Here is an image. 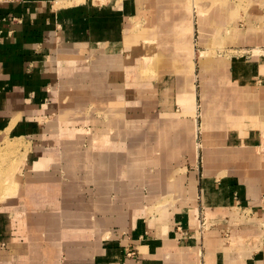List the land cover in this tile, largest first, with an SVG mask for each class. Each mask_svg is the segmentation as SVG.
<instances>
[{
    "label": "crops",
    "instance_id": "obj_1",
    "mask_svg": "<svg viewBox=\"0 0 264 264\" xmlns=\"http://www.w3.org/2000/svg\"><path fill=\"white\" fill-rule=\"evenodd\" d=\"M54 3L0 4V135L36 144L18 195L6 205L9 209H0V264H264V245L252 240L257 228L253 218L258 220L263 208L257 180L244 177L237 167L214 180L210 173L232 164L209 155L208 169L202 165L207 174L203 179L192 172L184 179L179 174L181 141H187L188 152L194 150L188 118L161 115L149 120L156 143L145 150V164L138 167L129 162L135 156L130 149L127 164L120 167L116 147L79 150L76 156L77 150L66 143L65 159L60 150L38 144L47 135L44 111L61 91L55 88L64 66L60 62L75 60L66 55L86 50L94 54L96 66L107 58L117 60L124 40L130 39L129 23L142 9L139 0L99 6L84 1L62 8ZM174 60L181 62L179 68L172 64L161 72L159 100L145 106L166 113L174 101L192 102V86L184 77L191 71L190 60L180 55ZM241 64L247 68L237 72L238 79L264 77L261 66L251 72L249 60ZM166 75L175 77L170 89ZM183 78L189 91L180 85ZM95 124L99 128L103 123ZM167 124L174 125L172 133L163 131ZM70 135L66 133L67 142ZM16 188L17 183L15 193ZM140 190L146 193L140 195ZM195 196L201 197L199 207ZM161 197H172L174 205L148 214ZM198 215L208 221L207 228L195 226Z\"/></svg>",
    "mask_w": 264,
    "mask_h": 264
},
{
    "label": "rangeland",
    "instance_id": "obj_2",
    "mask_svg": "<svg viewBox=\"0 0 264 264\" xmlns=\"http://www.w3.org/2000/svg\"><path fill=\"white\" fill-rule=\"evenodd\" d=\"M84 1L99 6L122 0H55L54 6L68 7ZM139 1L141 12L129 23L130 35H125L130 39L124 40L117 60L107 58L96 66L94 54L86 50L74 56L66 55L75 60L66 58L65 62H60L64 66L55 78V88L61 91L55 103L49 102L52 107L48 105L44 111L48 117L43 125L47 135L42 136L38 144L60 150L64 158L66 143L77 150L76 156L79 150L116 147L120 167L127 164L125 154L130 149L135 151V156L130 157L129 162L138 167L145 164V150L156 143L153 140L155 126L148 124L149 120L161 115L188 118L191 126L196 122L199 128L195 141L204 142L203 149L217 160L231 161L227 162V165L232 164L230 168L220 167L219 171L210 173L213 179L229 174L230 170L234 172V167L239 168L244 177L257 180L254 183L259 188L264 208V148L261 149L264 145V77L237 78V72H245L247 68L241 64L245 60L250 61L251 72L258 65L260 70L264 69V0ZM179 55L191 61V71L184 77L192 86L193 103L174 101L173 108L166 113L158 107L145 106L159 100L158 80L165 75L161 72L172 64L179 68L180 62L174 60ZM165 80L168 89L172 88L175 77L166 75ZM186 83L185 80L184 85ZM117 104L119 107L115 106ZM99 121L103 124L98 128L95 122ZM173 129L174 125L167 124L163 131L172 133ZM66 133L72 134V141H66ZM44 137L47 139L43 140ZM181 142L184 150L177 159L182 166L179 174L184 179L192 172L203 179L207 175L201 163L203 151L195 158L192 139V152L186 149L185 139ZM35 145L29 139L0 135V178L6 179L7 186L0 191V209H9L6 205L18 195V186L25 180L22 171L33 160L30 152ZM154 159L148 157V160ZM6 167L9 169L2 173ZM145 193L146 190L139 192L140 195ZM171 198L161 197L150 205L148 214H158L166 205L173 206ZM195 202L199 207L201 197L195 196ZM263 208L258 212V220L253 218L257 228L256 238L252 240L264 245ZM241 211L244 212L243 208ZM198 212L196 210V215ZM245 212L244 216L252 217L253 214L247 215L249 210ZM200 218V215L195 218L197 228H200ZM203 222L207 228L208 221ZM228 236L224 235L225 241ZM232 241L226 242L231 244Z\"/></svg>",
    "mask_w": 264,
    "mask_h": 264
},
{
    "label": "bare ground",
    "instance_id": "obj_3",
    "mask_svg": "<svg viewBox=\"0 0 264 264\" xmlns=\"http://www.w3.org/2000/svg\"><path fill=\"white\" fill-rule=\"evenodd\" d=\"M59 1V0H58ZM190 19V18H189ZM183 29V28H182ZM191 49V48H190ZM145 60H146V58H145ZM181 63V62H180ZM193 63V62H192ZM187 64V63H186ZM188 64H189V62H188ZM191 64V63H190ZM171 66V65H170ZM173 66V65H172ZM189 66V65H188ZM181 67V66H180ZM192 67V66H191ZM190 69V68H189ZM143 70V69H142ZM150 70V69H149ZM177 70V69H176ZM170 71V70H169ZM172 71V70H171ZM178 71V70H177ZM151 72H153L152 70H151ZM149 73H150V71H149ZM178 73V72H177ZM184 81H185V79L183 78V80H182V84H180V85H182V87H183V89H186L187 91H189L188 89H190V86L188 85V83H186V85H188L189 86V88H186L185 87V85H184ZM203 109H205V108H203ZM205 115V114H204ZM195 118V117H194ZM204 125V124H203ZM207 125V124H206ZM193 127H192V129H190L191 130V133H192V135H193V142H194V155H195V158L196 157H198L200 154H199V152L200 151H203V154H202V156H201V163H202V165L204 166V168L205 169H208L207 168V166L209 165V164H211L210 163V161H209V159H208V155H209V157H211V155H210V152L208 151H206L205 149H203V143H200V144H198L197 143V141H195V137L197 136V131H198V125L196 124V122H194L193 123V125H192ZM201 130H202V128H201ZM202 131H204L205 132V127H203V130ZM208 134V133H207ZM197 140V139H196ZM203 141V140H202ZM11 165V164H10ZM9 166V165H8ZM0 169H2V168H0ZM9 169V168H8ZM7 167H6V169L4 168L1 172L2 173H5L7 170ZM11 170V169H10ZM10 173V172H9ZM4 175V174H3ZM1 176V175H0ZM4 177H5V175H4ZM9 179V178H8ZM6 179L5 178H0V191H2L3 189H6L7 188V186L5 185L6 184ZM16 184V183H15ZM14 184V185H15ZM1 193V192H0ZM1 199V198H0Z\"/></svg>",
    "mask_w": 264,
    "mask_h": 264
},
{
    "label": "built area",
    "instance_id": "obj_4",
    "mask_svg": "<svg viewBox=\"0 0 264 264\" xmlns=\"http://www.w3.org/2000/svg\"><path fill=\"white\" fill-rule=\"evenodd\" d=\"M24 0H0V4H12V3H21L23 2ZM199 222V225H200V228L199 229H204V225L205 223L203 221H198ZM128 256H131L133 255V252L130 251L128 254Z\"/></svg>",
    "mask_w": 264,
    "mask_h": 264
}]
</instances>
